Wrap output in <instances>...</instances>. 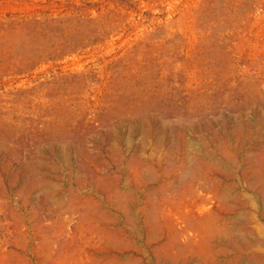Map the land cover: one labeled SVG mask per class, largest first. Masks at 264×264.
Here are the masks:
<instances>
[{"label":"rangeland","instance_id":"374dc122","mask_svg":"<svg viewBox=\"0 0 264 264\" xmlns=\"http://www.w3.org/2000/svg\"><path fill=\"white\" fill-rule=\"evenodd\" d=\"M263 85L264 0H0V264H264Z\"/></svg>","mask_w":264,"mask_h":264},{"label":"bare ground","instance_id":"6f19581e","mask_svg":"<svg viewBox=\"0 0 264 264\" xmlns=\"http://www.w3.org/2000/svg\"><path fill=\"white\" fill-rule=\"evenodd\" d=\"M260 86H261V84H260ZM264 86V85H263ZM262 257V256H261Z\"/></svg>","mask_w":264,"mask_h":264}]
</instances>
